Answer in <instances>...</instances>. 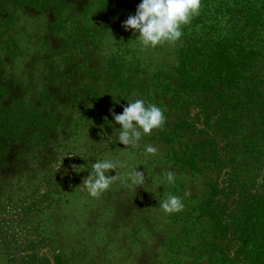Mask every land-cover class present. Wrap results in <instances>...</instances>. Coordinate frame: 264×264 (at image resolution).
Returning a JSON list of instances; mask_svg holds the SVG:
<instances>
[{
  "label": "trees",
  "instance_id": "trees-1",
  "mask_svg": "<svg viewBox=\"0 0 264 264\" xmlns=\"http://www.w3.org/2000/svg\"><path fill=\"white\" fill-rule=\"evenodd\" d=\"M90 1L84 15L89 7L97 5L114 18L104 28L82 24L83 31L92 36V30L97 29L93 42H103L104 46L108 41L104 32L110 31L113 47H101L99 69L84 62L81 66L78 58H72L70 45L63 55L67 57L57 61L62 67L58 84L67 83L71 76L86 82L72 91L75 97L82 95L85 99L78 118L86 116L100 124L107 121L106 130H99L108 137L119 128L113 112L122 113L129 100L143 98L165 109L163 128L153 130L143 140L158 146L159 155L144 163L143 156L137 154L136 160L144 164L137 170L148 181L169 168L177 173L174 185L157 189L162 197L168 193L184 197L185 208L180 215L177 213L183 221L181 232L201 239L190 246V253L182 254L193 255L196 264H264V0H202L200 15L184 27L181 41L143 53L132 47L138 33L134 35L123 26V21L135 14L140 0ZM28 11L53 14L50 26L55 34L66 35L76 23L77 15L67 0H0V73L9 65L8 58L19 57L17 49L12 51L15 44L13 40L11 47L10 31L21 19L20 14ZM1 47H6L5 54ZM78 47L85 55L82 45ZM70 64L77 65L76 73ZM66 65L70 66L69 72L65 71ZM11 82L0 79V165L1 155L11 142L21 143L24 148H48L47 134L62 124L54 102L42 101L45 91L36 101L32 99L34 102L10 99L11 85L17 84ZM41 101L46 103L41 106ZM112 145L121 149L114 136ZM190 183L196 186L189 190ZM150 184L133 191L144 192ZM127 189L132 191L117 180L106 196L120 199ZM85 201L67 208L68 230L75 237L66 249L74 258L77 253L73 248L80 250L83 237L87 236L92 244L108 241L112 235L106 234L107 227L120 217L118 206L111 211L105 209L104 197L95 205ZM114 210L115 215L111 214ZM186 224L189 226L184 227ZM79 225L96 230L99 226L103 237L97 240L95 233L84 232ZM0 251L9 264H84L81 258H65L60 245L55 248L53 261L40 258L34 240L21 248L19 260L8 247L5 252L0 246Z\"/></svg>",
  "mask_w": 264,
  "mask_h": 264
},
{
  "label": "rangeland",
  "instance_id": "rangeland-1",
  "mask_svg": "<svg viewBox=\"0 0 264 264\" xmlns=\"http://www.w3.org/2000/svg\"><path fill=\"white\" fill-rule=\"evenodd\" d=\"M67 1L77 15L73 26L78 28L74 29L72 26L75 31L71 33L72 29L68 30L67 36L52 32L50 24L55 19L53 14L37 15L29 11L20 14L21 19L10 31L11 47L13 40L15 44L12 51L17 49L19 57L8 58L9 65L6 69H1L0 73V79H7V83L17 81V84L14 82L15 86L11 85L13 90L10 99L20 98L21 101L32 102L45 91L42 101L54 102L53 107L56 106V113H60L57 115L62 124L47 134L48 148H24L21 143L11 142L8 149L4 150V155H1L4 164L0 165V246L4 251L8 247L18 260L21 259V248L34 240L38 257H48L51 261L55 248L60 245L65 258L68 255L71 260L81 258L84 264H196L193 255L182 253H190V246L201 239L197 240L194 234L181 232L183 221L179 220L177 213L165 214L161 210L159 201L166 195L156 198L155 194L150 192L152 184L144 192L127 189L120 199L114 198L113 195L112 198L107 197L108 191L100 197L87 194L83 179L88 175V171H91L94 159L101 157L105 151L120 153L124 151L125 146L120 144L118 147L121 149H114L112 139L103 136L99 129L106 130L107 121L100 124L98 120H90L86 116L82 120L78 118L85 99L82 95L75 97L72 91L76 92L85 86L86 82L71 76L67 77V83L61 81L58 84L62 67L57 61L66 55V50L72 46L71 56L75 60L78 58L81 66L84 62L99 69L102 59L101 47L106 50L112 48V37L108 36L105 46L103 42L95 44L93 40L96 39L95 31L98 30H92L94 35H88L83 31L82 24L104 28L114 16L97 5L89 7L84 15L90 0ZM65 36L67 38L64 39ZM79 44L84 48L85 55L79 51L82 50L78 47ZM6 51V47H1L2 53L5 54ZM65 57L63 56L62 60ZM11 66H15L14 69H10ZM70 66L76 73L77 65ZM70 66H64L65 71L69 72ZM89 81L86 87L90 86ZM42 101L41 106L46 103ZM144 144L142 141V146ZM20 154L23 156L18 157ZM187 186L190 190L196 184L190 183ZM101 197L105 198V209L111 211L118 206V221L110 223L107 227L106 234L110 233L112 236L107 237L108 241L104 240L99 244L98 238L103 237L99 226L94 230L93 227L79 225L84 232L95 233L98 242L92 244L91 240H87V236L83 237L85 240L80 250L73 248L74 253H77L74 258L66 249L73 245L72 240L75 237L71 236L68 230L67 208H73V204H80L84 200L95 205L100 203ZM116 212L114 210L111 214L115 215ZM187 226L189 224L184 227ZM202 229L203 226L199 228L201 234ZM38 231H42V235ZM96 236H93V239ZM183 236L186 239L182 238ZM173 242L177 245L173 246ZM93 245L96 246L95 249L92 248ZM182 245L184 248H180ZM175 253H178L180 260L181 257L187 259L184 258L180 262L175 258ZM7 259L0 251V264H9Z\"/></svg>",
  "mask_w": 264,
  "mask_h": 264
},
{
  "label": "clouds",
  "instance_id": "clouds-1",
  "mask_svg": "<svg viewBox=\"0 0 264 264\" xmlns=\"http://www.w3.org/2000/svg\"><path fill=\"white\" fill-rule=\"evenodd\" d=\"M201 10L202 0H140L135 14L123 21V26L125 30L131 29L134 35L138 33L133 40V49L142 53L148 52L181 41L184 27L191 25ZM105 35L112 37L110 31ZM113 118L119 128H114L108 138L111 140L114 136L116 143L125 146L124 151L120 153L105 151L101 157L94 159L91 171H88V175L83 179L87 194L91 197H100L110 190L114 182L120 180L132 191L137 186L150 182L152 184L150 192L157 198L158 186L174 185L177 173L169 168L162 175L158 174L154 180L148 181L145 174L137 170L138 165L144 164L137 161L136 156L137 154L143 156L144 163H147L159 155L158 146L152 143L142 146V141L150 136L153 130L163 128L166 123L165 109L155 103H146L143 98H136L128 101L122 113L113 112ZM83 170L82 168L81 171ZM111 171H115V175H109ZM160 208L165 214L180 213L185 208L184 197L168 193L161 199Z\"/></svg>",
  "mask_w": 264,
  "mask_h": 264
}]
</instances>
